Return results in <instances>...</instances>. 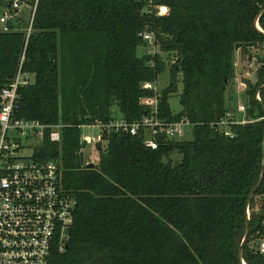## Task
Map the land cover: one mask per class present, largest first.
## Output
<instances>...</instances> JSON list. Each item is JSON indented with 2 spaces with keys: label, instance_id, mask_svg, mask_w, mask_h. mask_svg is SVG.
<instances>
[{
  "label": "trees",
  "instance_id": "obj_1",
  "mask_svg": "<svg viewBox=\"0 0 264 264\" xmlns=\"http://www.w3.org/2000/svg\"><path fill=\"white\" fill-rule=\"evenodd\" d=\"M12 1L0 0V16L15 12ZM153 1L166 13L147 12L144 0H37L31 23L8 19L0 29V88L22 52L33 74L19 88L14 117L62 125L58 142L46 134L36 149L42 159H59L75 199L67 240L53 248L49 264H242L246 222L241 259L264 264L249 246L259 224L251 205L264 193V176L249 219L245 214L262 167L264 56L255 60V80L244 81L246 122L229 124L227 134L215 125L231 111L223 85L235 74L234 45L257 43L239 48L247 51L264 44V0ZM144 31L174 58L138 53ZM166 67L158 115L186 118L191 137H160L150 148L142 130L112 129L86 153L79 126L139 120L148 109L141 100L155 94L142 83L156 82ZM179 83L181 109L174 112L169 97Z\"/></svg>",
  "mask_w": 264,
  "mask_h": 264
},
{
  "label": "built area",
  "instance_id": "obj_2",
  "mask_svg": "<svg viewBox=\"0 0 264 264\" xmlns=\"http://www.w3.org/2000/svg\"><path fill=\"white\" fill-rule=\"evenodd\" d=\"M28 0H13L10 8L19 10ZM34 0L30 23L34 13ZM147 12L158 16L166 13L167 8L155 4L153 0H144ZM11 17L9 9L0 16L4 24ZM6 30V27L4 28ZM29 31V28H28ZM147 46H154L156 39L151 32L140 34ZM149 49L147 54H155ZM24 52L11 79L0 88V264H49L53 248L57 245L62 250L68 237V228L73 221L75 199L65 188L61 179L59 159H42L36 149L40 147L46 134L50 141L58 142L61 138V124H44L34 119L15 118L14 110L19 100V88L33 81V74L24 70ZM142 88L151 89L155 94L141 100L148 107L143 116L132 123L116 119L109 123L96 122L99 127L96 136L79 135L80 142L90 148L101 142L104 132L124 130L131 134L139 130L144 132V144L156 148L160 137L164 140L183 139L188 126L186 118L166 121L158 115V87L156 82H144ZM255 98L260 99L256 92ZM239 112H245V106H237ZM246 120H234L228 112L215 125L224 133L229 124ZM49 129L48 132H45ZM255 212L259 215V224L249 246L264 255V193L255 197ZM251 209L245 208L249 219ZM242 264L245 262L242 260Z\"/></svg>",
  "mask_w": 264,
  "mask_h": 264
},
{
  "label": "rangeland",
  "instance_id": "obj_3",
  "mask_svg": "<svg viewBox=\"0 0 264 264\" xmlns=\"http://www.w3.org/2000/svg\"><path fill=\"white\" fill-rule=\"evenodd\" d=\"M32 7L30 2H26L25 4H22V6L19 8V10L12 12L11 17L9 18L14 23H26L28 19L31 16ZM7 28L6 22L2 24L0 22V29ZM149 49L155 50L156 52H160L164 57L173 59L174 55L169 54L166 55L165 53H162L158 47L157 44L154 46H147L144 45V47L138 48V53L147 52ZM259 56H264V44L259 45L256 48L249 49L247 51H240L237 50L235 54V74L231 81L227 82L225 84V98H226V105L231 110L230 113L234 116V120L239 121L241 119H245V112H239L237 110V106L239 104H242L247 107V97L245 95V80L250 79L251 81L255 80V69L257 66V63L255 62L256 58ZM169 79V70L168 67H166L161 74L158 76V80L156 81V86L158 88H162L167 85ZM182 84H178V91L175 94H172L169 97V104L171 109L174 112H178L181 109L180 103H179V93L181 91ZM113 110L115 111V117H116V107H113ZM225 129H229L228 127H224ZM191 129L192 126H188L186 128V133L183 138H190L191 137ZM82 133L94 135L96 136L99 134V127L95 124L93 126H83L80 128ZM90 149L89 146H86L84 148L85 152L87 153ZM171 158L173 159V163H176L180 161L181 155L177 152L171 153ZM255 204L253 203L251 205L252 211L255 212Z\"/></svg>",
  "mask_w": 264,
  "mask_h": 264
},
{
  "label": "water",
  "instance_id": "obj_4",
  "mask_svg": "<svg viewBox=\"0 0 264 264\" xmlns=\"http://www.w3.org/2000/svg\"><path fill=\"white\" fill-rule=\"evenodd\" d=\"M256 44H257V43H255V42H249V43H236V44L234 45V49H235V50H238L240 47H243V46H244V47H254V46H256ZM226 82H227V81L225 80V84H226ZM225 84L223 85V88H225ZM262 87H264V84H262V85L259 87V89L262 88ZM92 165H93V163H89V164H88V166H92ZM263 176H264V147H262V167H261L260 176H259V178H258V180H257V182H256V184H255V186H254V188L251 190L250 194L248 195V198H247V200H246V203H247L246 206L249 205L250 200H251L252 197L255 195V193H256L258 187H259L260 184H261V181H262V179H263ZM248 235H249V225H248V222H246V223H245V233H244L243 239H242V241H241V243H240V246H239V253H238L239 258H240V260H241V263H242L241 253H242V250H243V247H244V244H245V241H246Z\"/></svg>",
  "mask_w": 264,
  "mask_h": 264
}]
</instances>
